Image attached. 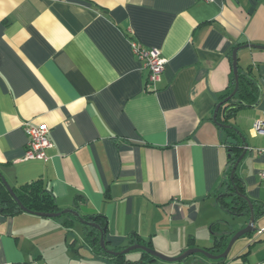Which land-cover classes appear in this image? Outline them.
Instances as JSON below:
<instances>
[{"label": "crops", "instance_id": "obj_1", "mask_svg": "<svg viewBox=\"0 0 264 264\" xmlns=\"http://www.w3.org/2000/svg\"><path fill=\"white\" fill-rule=\"evenodd\" d=\"M130 41L166 60L155 86ZM246 44L264 46V0H0V180L12 191L39 181L61 211L104 217L108 250L218 255L248 223L249 212L219 204L232 201L223 183L244 151L234 174L256 231L225 264H264V135L252 130L264 120V50L237 51L238 72L254 79L251 102L230 115L223 103L214 117L231 90L232 50ZM24 122L47 126L45 160L24 159ZM79 219L67 230L61 216L0 209V264H114L84 243ZM143 256L124 259L181 264ZM182 264L215 262L200 254Z\"/></svg>", "mask_w": 264, "mask_h": 264}, {"label": "trees", "instance_id": "obj_2", "mask_svg": "<svg viewBox=\"0 0 264 264\" xmlns=\"http://www.w3.org/2000/svg\"><path fill=\"white\" fill-rule=\"evenodd\" d=\"M246 74L242 75L240 72H238V89L235 93V95L228 100L226 103L223 104L222 108L220 109L221 115L224 114L230 107L231 109L228 110V115H230L232 112L235 111V109H238L245 105V103L251 102L248 99L251 97V92L253 88L255 87L254 79L251 75H249V71L245 72ZM231 90L226 94L225 97L230 95L234 88V79L232 76L231 79ZM251 91V92H250ZM228 134L234 135L232 130L227 131ZM234 149V147H231ZM238 153L231 155L229 159V170L232 168L234 161L238 158ZM225 185V189L227 193H233L232 201L230 203H223L222 200H219L220 206L222 208L227 209L229 212H232V214H236L238 212L248 213V205L247 202L238 197L234 194V187L237 189V191L240 194H243V187L241 186V181L236 178V174L233 176V180L231 181L229 178V172L227 174V178L223 183ZM13 193L15 197L18 199L20 204L30 213H57L61 212V210L57 207L55 204L54 197L52 194L45 188V186L39 182L34 181L30 184L23 185L19 187L18 189L13 190ZM0 209L1 213L4 216H14L18 213L23 212L12 196L8 193L5 186L2 184L0 180ZM73 212H76L79 214L77 207L72 210ZM61 217L64 219L63 226L70 230L74 225V219L76 221L80 218L84 222H93L96 225H98L101 229L106 228V220L102 216H92V217H83L79 216V218L72 216L70 213H66L61 215ZM83 241L84 243L91 247L95 254L106 256L113 260L114 264H137L132 263L126 259H124V255H118V256H110L106 252L102 250V248L99 245V238L100 233L99 231L94 228L90 227L87 224H83ZM214 246H217L221 243L220 240H218L217 237L214 238ZM227 243L223 242L220 244V247L222 250L225 249ZM144 258H151V256L144 253ZM140 264H143V262H140Z\"/></svg>", "mask_w": 264, "mask_h": 264}, {"label": "water", "instance_id": "obj_3", "mask_svg": "<svg viewBox=\"0 0 264 264\" xmlns=\"http://www.w3.org/2000/svg\"><path fill=\"white\" fill-rule=\"evenodd\" d=\"M252 48V49H259V50H264V46H260V45H255V44H246V45H242V46H239L237 48H234L232 50V54H231V60H232V73H233V79H234V90L232 91V93L226 97L224 100H222V102L218 103L216 108H215V116L216 117V113L218 111V109L222 106L223 103L227 102L228 100H230L236 93L237 89H238V65H237V51L241 48ZM226 114V113H225ZM223 126V125H222ZM224 128H229V126H223ZM243 141V139H242ZM227 143L232 145V146H236V141L232 140L231 138H229L227 140ZM243 147H246V145L244 144ZM245 152L243 151V153L235 160L233 166H232V169H231V172H230V180L232 181L233 180V176H234V173H235V170L237 169L241 159L243 158ZM230 157V155H229ZM1 182L2 184L5 186L6 190L8 191V193L12 196V198L14 199V201L16 202V204L18 205V207L23 211V212H26V213H30L28 212L21 204L20 202L18 201V199L15 197L12 189L10 188V186L7 184V182L1 178ZM234 194L237 195L238 197L244 199L246 202H247V205H248V209H249V219H248V223L246 225L245 228L239 230L238 232H236L232 237L231 239L229 240L225 250L218 254V255H213L211 254L210 252H208L207 250H204V249H198V248H192V249H188L186 250L185 252H183L180 256L176 257V258H170V257H167V256H164L163 254H160L158 252H156L155 250L147 247V246H144V245H141V244H135V245H132V246H129L119 252H116V251H111V250H108L106 248V245H105V241H104V229H101L98 225H96L95 223L93 222H84L82 221L81 219H79L82 224H87L88 226L90 227H94L96 228L99 233H100V238H99V245L100 247L102 248V250L104 252H106L108 255L110 256H118V255H126L128 254L129 252L131 251H135V250H140L142 252H144L145 254L151 256L152 258H155V259H160V260H163V261H167V262H180L182 264L183 260L191 255H194L196 253H199V254H202L204 255L206 258H208L209 260H212V261H217L219 263H223L227 257H228V254H229V251L232 247V245L234 244V242L242 237V236H245V235H249V234H252L256 231V228H255V215H254V212H253V207H252V204L250 203V201L248 200V198L246 196H244L243 194H240L237 189L234 187ZM228 195H232V193H229ZM66 213H73L71 210H63L61 212H57V213H30V214H34V215H37V216H41V217H48V218H56V217H59L61 216L62 214H66ZM75 216H77L76 213H73Z\"/></svg>", "mask_w": 264, "mask_h": 264}, {"label": "built area", "instance_id": "obj_4", "mask_svg": "<svg viewBox=\"0 0 264 264\" xmlns=\"http://www.w3.org/2000/svg\"><path fill=\"white\" fill-rule=\"evenodd\" d=\"M209 3L212 0H194ZM130 48L135 58L147 70V86H155L159 80L166 60L156 48H144L136 41H130ZM22 128L27 137L24 159L25 160H45V150L51 147L48 139V128L45 125L34 126L29 122H24ZM252 130L256 135H264V120H255L252 124ZM264 153V150H259ZM264 178V172L261 174ZM263 230H259L262 233Z\"/></svg>", "mask_w": 264, "mask_h": 264}, {"label": "rangeland", "instance_id": "obj_5", "mask_svg": "<svg viewBox=\"0 0 264 264\" xmlns=\"http://www.w3.org/2000/svg\"><path fill=\"white\" fill-rule=\"evenodd\" d=\"M238 64H239V62H238ZM240 65V64H239ZM236 220V219H235ZM235 220H233V219H231V223H234V221ZM231 223H228L229 224V227L231 226ZM82 224L81 223H79V222H76V224H75V229L73 228V230H72V234H73V236L75 235L76 236V240H80L81 239V237H82V226H81ZM232 227V226H231ZM135 251H137V250H135ZM193 256H200V254L199 253H197V254H195V255H193ZM231 259V255H229L228 256V260H227V262L229 261Z\"/></svg>", "mask_w": 264, "mask_h": 264}, {"label": "flooded vegetation", "instance_id": "obj_6", "mask_svg": "<svg viewBox=\"0 0 264 264\" xmlns=\"http://www.w3.org/2000/svg\"><path fill=\"white\" fill-rule=\"evenodd\" d=\"M213 262H215V264H225L226 261H224L223 263H219L217 261H213Z\"/></svg>", "mask_w": 264, "mask_h": 264}]
</instances>
